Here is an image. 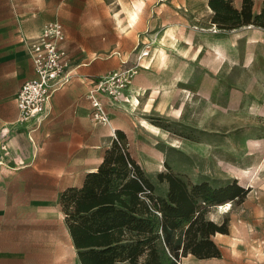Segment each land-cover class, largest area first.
<instances>
[{"label": "rangeland", "instance_id": "obj_1", "mask_svg": "<svg viewBox=\"0 0 264 264\" xmlns=\"http://www.w3.org/2000/svg\"><path fill=\"white\" fill-rule=\"evenodd\" d=\"M82 1L0 0V48L4 36L17 35L21 19L44 14H62L72 35L79 36ZM97 1L107 3L91 10L100 18L93 26L97 33L112 35L115 27L116 35L126 36L141 29L143 41L129 50V67L143 52L149 56L142 58L139 74L152 62L143 82L157 87L149 96L142 92L146 100L134 114L160 134L156 139L142 134L130 149L134 156L158 155L156 172L142 167L156 194L168 192L167 182L157 178L161 173H172L190 187L206 182L221 188L236 181L249 191L244 199L208 211L209 220L229 226V234L213 238L221 258L188 256L181 264H264V28L219 29L212 24L209 0ZM234 6L241 9L242 0ZM263 7L264 0H254L255 14ZM18 128V151L8 142L0 154V264H80L68 223V189L34 171L8 181L7 166L39 164L45 155L31 129ZM46 156L57 161L56 153Z\"/></svg>", "mask_w": 264, "mask_h": 264}, {"label": "trees", "instance_id": "obj_2", "mask_svg": "<svg viewBox=\"0 0 264 264\" xmlns=\"http://www.w3.org/2000/svg\"><path fill=\"white\" fill-rule=\"evenodd\" d=\"M209 0L212 24L221 30L264 28V7L254 13V0ZM167 182L166 197L129 151L126 136L118 132L104 162L87 175L81 189H68L65 202L68 223L80 264H181L193 256L200 260L221 258L213 238L229 234L227 223L218 225L208 211L249 191L236 181L214 188L209 183L189 186L172 173L158 175Z\"/></svg>", "mask_w": 264, "mask_h": 264}, {"label": "crops", "instance_id": "obj_3", "mask_svg": "<svg viewBox=\"0 0 264 264\" xmlns=\"http://www.w3.org/2000/svg\"><path fill=\"white\" fill-rule=\"evenodd\" d=\"M79 3L85 9L81 26L76 28L79 36L72 35L73 29L69 22L58 13L39 15L37 18L25 17L20 21L17 35L4 36V46L0 48V154L8 149L5 146L8 142H11L12 152L18 151L20 126L31 129L30 133H33L39 143L41 142L40 145L45 151L39 164L36 163L38 160H33L30 165L21 169L7 166L10 169L7 170L10 183L19 174L34 171L38 176L55 179L56 183L64 185L66 189H81L87 175L96 172L104 162L106 153L117 138L118 132L126 136L131 154L130 147L133 148L137 144L142 134L150 135L154 139L160 134L157 127L141 121L134 114L141 106L140 101L145 102L146 95L149 96L157 87L154 83L143 82V77L148 74L152 62L135 77L131 88L125 94V100L119 104H112L103 99L111 119L110 126H100L92 120V106L87 94L93 82L111 72L128 68L133 63L129 60L128 52L132 46L142 43L143 37L140 35L141 29L126 36L116 35L115 27L112 35L98 34L93 26L96 25L95 20L100 18L93 15L91 10L94 7H103L107 3L102 4L97 0H85ZM112 5H115V2ZM136 7L141 10L142 3ZM126 20L127 18L124 19L125 23ZM52 21H59L64 27L66 35L64 47L71 60L73 78L53 94L48 106V115L40 125L34 122L21 125L18 123L16 99L23 84L35 77L33 62L22 38L38 37L44 25ZM113 25L115 26V19ZM72 58L78 60L77 65H74ZM143 91L146 93L145 98L141 95ZM9 136L11 139L7 140L5 137ZM50 136L57 138L49 139ZM52 152L56 153L57 161L54 159L53 162H48L45 160L46 153ZM132 156L148 172L157 171L159 158L155 152L151 151L149 156L145 157L133 154ZM17 160L13 159L12 164H17ZM2 165L3 162L0 161V167Z\"/></svg>", "mask_w": 264, "mask_h": 264}, {"label": "built area", "instance_id": "obj_4", "mask_svg": "<svg viewBox=\"0 0 264 264\" xmlns=\"http://www.w3.org/2000/svg\"><path fill=\"white\" fill-rule=\"evenodd\" d=\"M65 40V30L59 21L46 23L36 38H22L33 62L35 77L23 84L17 96L19 124L34 122L40 125L48 115L53 94L72 80L73 67L64 47ZM146 53L143 52L132 66L111 72L93 82L87 98L92 106L94 123L110 126L111 119L104 100L112 104L125 100L126 92L143 67L142 58L149 56Z\"/></svg>", "mask_w": 264, "mask_h": 264}, {"label": "bare ground", "instance_id": "obj_5", "mask_svg": "<svg viewBox=\"0 0 264 264\" xmlns=\"http://www.w3.org/2000/svg\"><path fill=\"white\" fill-rule=\"evenodd\" d=\"M164 53V52H163ZM149 53H146L145 55L147 56ZM163 55V54H162ZM163 59V58H162ZM151 68V67H150Z\"/></svg>", "mask_w": 264, "mask_h": 264}]
</instances>
